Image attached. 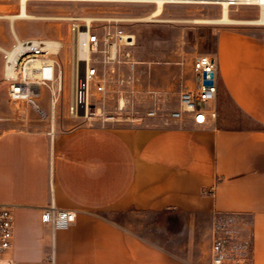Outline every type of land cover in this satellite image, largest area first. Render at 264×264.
<instances>
[{
    "label": "crops",
    "instance_id": "0c3cea01",
    "mask_svg": "<svg viewBox=\"0 0 264 264\" xmlns=\"http://www.w3.org/2000/svg\"><path fill=\"white\" fill-rule=\"evenodd\" d=\"M230 11L239 20L261 17L254 4ZM213 55L217 116L204 126L189 117L86 122L70 113V95L14 110L22 122L0 133V205L14 210L16 264H50L41 212L51 203L75 212L54 232V264H210L216 214L250 220L243 264H264V20L219 28ZM130 211L169 217L148 238L118 218Z\"/></svg>",
    "mask_w": 264,
    "mask_h": 264
},
{
    "label": "rangeland",
    "instance_id": "374dc122",
    "mask_svg": "<svg viewBox=\"0 0 264 264\" xmlns=\"http://www.w3.org/2000/svg\"><path fill=\"white\" fill-rule=\"evenodd\" d=\"M19 0H0V14L18 11ZM241 6V5H240ZM155 4L130 1H48L30 0L27 11L46 18L16 19L14 29L21 39H58L62 46L53 56L63 69L62 87L54 94L48 86H42L40 97L34 96L39 105L61 104L71 95L72 42L70 21L60 16H107L123 18L121 28L135 36L131 46L122 47L120 62L98 64L103 90H97L98 82L90 84V117L81 116L83 121L106 123L112 127L161 124L169 119L170 111L178 108L179 94L185 83L193 77L192 62L202 54H214L217 31L236 23L194 22L193 18H215L220 15L221 5L214 3H165L161 13L166 21L124 20L148 15ZM233 7V6H232ZM231 7V8H232ZM236 7V6H235ZM230 9V7H229ZM229 16L233 18V12ZM100 22H94L99 25ZM15 44L13 32L7 18H0V46L11 48ZM6 54L0 50V133L22 122L21 113L15 109L30 102L12 101L7 94L10 82L3 73ZM123 99L124 106L119 107ZM71 113V112H70ZM74 115V114H73ZM77 116V115H75ZM127 226L138 234L151 236V229L166 226V213L130 211L118 215ZM172 225L176 227L174 218ZM234 228L240 235L251 236V225L246 217L236 219ZM164 229V228H163ZM211 242V240H210ZM206 238L200 239V250L206 246Z\"/></svg>",
    "mask_w": 264,
    "mask_h": 264
},
{
    "label": "built area",
    "instance_id": "2783aa9c",
    "mask_svg": "<svg viewBox=\"0 0 264 264\" xmlns=\"http://www.w3.org/2000/svg\"><path fill=\"white\" fill-rule=\"evenodd\" d=\"M30 1V0H28ZM48 1H91V0H48ZM214 4L222 7L221 0H213ZM228 7L240 5H257L261 11L264 7L262 0H226ZM168 3V2H165ZM186 3V2H170ZM190 3V2H189ZM202 3V2H197ZM60 19L70 21L69 31L74 40L78 33H82L89 51V59L76 62V73L73 74L74 60L72 62V83L69 102V111L74 115L87 116L92 114V104L87 103V93L90 84L96 80L97 90H103V80L100 77L98 64H111L120 62L118 58L122 47L131 46L132 33L121 28L123 18L107 16H91V25L83 16H60ZM94 22H100L94 25ZM131 36V37H129ZM16 46L18 40L14 37ZM38 38L22 39L24 48L18 51L13 59L14 76L9 77L7 94L12 101L30 102L33 105L34 96H39L42 86H48L54 94L55 89L62 87L63 69L53 59L58 51L48 50L37 41ZM124 39V43H122ZM62 43L59 47V50ZM5 70V67H3ZM193 77L185 83L179 94V106L170 111L169 118L184 120L190 118L196 126H204L217 116L215 106L218 93L217 62L214 55L202 54L192 62ZM205 71H212V77H205ZM5 73V72H4ZM205 80H212L206 84ZM88 117V116H87ZM75 219V212L71 209L57 208L53 203L42 207L41 221L50 226L49 250L46 258L50 264H54V232L67 228ZM237 218L229 214H216L210 223V264H243L245 256L243 252L249 250L251 236L240 235L234 228ZM15 232V214L11 205H0V264H16L9 256L13 247Z\"/></svg>",
    "mask_w": 264,
    "mask_h": 264
},
{
    "label": "bare ground",
    "instance_id": "6f19581e",
    "mask_svg": "<svg viewBox=\"0 0 264 264\" xmlns=\"http://www.w3.org/2000/svg\"><path fill=\"white\" fill-rule=\"evenodd\" d=\"M91 1H130V2H147V3H153L155 4V7L153 10L146 16L137 18V19H130L125 17L124 20H144V21H166V19L160 18L161 13L163 11V5L165 2H202V3H211L214 2L213 0H91ZM253 2L259 1V0H251ZM27 2L28 0H19V7L18 11L15 13H6V14H0V18H7L10 23V28L13 32L14 37L18 40V43L16 46H12L11 48H4L0 46V50L3 51L6 54V59L4 61V67L5 70H3L4 76L6 78L14 76V64L13 59L15 56H17L18 51L23 50L24 43L21 38L16 34L14 29V21L16 19H30V18H46L42 15H35L31 14L27 11ZM264 2V0H262ZM222 3V9L220 12V15L215 18H193L192 21L194 22H209V23H248V22H254V23H260L262 20H264V17H262V13H264V7L261 9V17L256 20H239L235 19L229 16V7L228 2L226 0H221ZM88 21V25H91L90 21L92 20L91 16H83ZM61 18V17H57ZM132 36V43L135 42V36L134 34ZM129 36V37H131ZM37 41L41 43L44 48H47L48 50L58 51L61 41L58 39H46V38H38ZM124 43V39L122 41ZM72 53H73V60H74V66H73V74L76 73V62H83L86 59H89V51L87 48V44L85 43V38L83 37L82 33H78L77 36H75L73 42H72ZM87 103H90V94L89 91L87 93ZM33 106H36L35 101L33 102ZM124 102L123 99L119 101V107H123ZM87 116L90 117L89 112H86Z\"/></svg>",
    "mask_w": 264,
    "mask_h": 264
},
{
    "label": "water",
    "instance_id": "95a60500",
    "mask_svg": "<svg viewBox=\"0 0 264 264\" xmlns=\"http://www.w3.org/2000/svg\"><path fill=\"white\" fill-rule=\"evenodd\" d=\"M212 75H213V72L212 71H205L204 72V76L205 77H212ZM205 83L206 84H211L212 83V80H205Z\"/></svg>",
    "mask_w": 264,
    "mask_h": 264
}]
</instances>
